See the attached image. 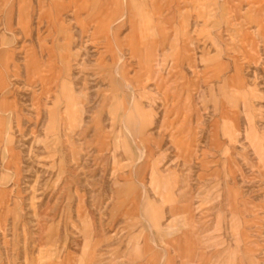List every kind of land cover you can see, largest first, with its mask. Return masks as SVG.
<instances>
[{
    "label": "rangeland",
    "instance_id": "374dc122",
    "mask_svg": "<svg viewBox=\"0 0 264 264\" xmlns=\"http://www.w3.org/2000/svg\"><path fill=\"white\" fill-rule=\"evenodd\" d=\"M0 264H264V0H0Z\"/></svg>",
    "mask_w": 264,
    "mask_h": 264
}]
</instances>
